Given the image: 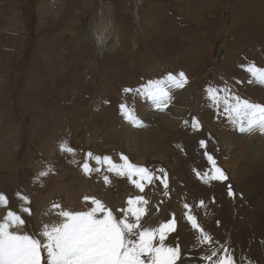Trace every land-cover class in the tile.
Listing matches in <instances>:
<instances>
[{
  "label": "rangeland",
  "instance_id": "rangeland-1",
  "mask_svg": "<svg viewBox=\"0 0 264 264\" xmlns=\"http://www.w3.org/2000/svg\"><path fill=\"white\" fill-rule=\"evenodd\" d=\"M39 3L47 11L42 21ZM110 18L116 36L107 37L100 52L94 27ZM250 64L264 68V0H0V194L8 199L7 205L0 204V220L15 211L32 233L59 222L52 206L64 209L65 201L77 195L84 210L91 206L85 196L104 198L118 215L129 198L143 196L147 203L138 205L147 211L141 217L143 227L175 219L166 244L179 243L177 264H208L201 257L211 248L197 243L199 233L187 219L192 214L180 205L184 187L204 201L200 221L223 230L211 247H219L220 239L238 264H264V180L258 176L264 162L258 157V163L252 162L259 152L264 156V134L254 131L246 137L224 113V89L264 105V85L259 86L260 96L245 97L251 90ZM151 67L153 79L183 72L193 91L180 116L165 126L160 120L153 123L159 134L135 135L126 130L139 126L124 118L120 105L141 123L156 107L145 109L141 95L138 111L137 92L123 90L145 84L144 70ZM208 87L220 90L218 105L208 97ZM127 98L133 100L131 106ZM123 140L134 142L142 160L119 147ZM62 144L74 153L61 151ZM206 151L226 180L206 184L198 178L197 171L203 175L211 167ZM122 156L152 172L151 183L142 181L143 192L127 176L109 172L103 162L109 157L120 165ZM96 157H101L99 163ZM84 163L93 169L90 174L83 171ZM244 172L256 177H242ZM165 173L167 188L161 182ZM87 182L95 189H88ZM112 196H119L121 204L110 200ZM27 206L30 215L22 211Z\"/></svg>",
  "mask_w": 264,
  "mask_h": 264
},
{
  "label": "snow or ice",
  "instance_id": "snow-or-ice-1",
  "mask_svg": "<svg viewBox=\"0 0 264 264\" xmlns=\"http://www.w3.org/2000/svg\"><path fill=\"white\" fill-rule=\"evenodd\" d=\"M247 72L251 76L249 83L264 85V68L250 64ZM186 83L187 78L183 72L168 73L163 78L148 80L135 90L125 88L123 91L125 93L136 91L162 111L173 98L172 90L181 89ZM219 91L212 87L206 89L214 105L220 102ZM223 91L228 93L224 97V113L233 126L240 133L250 134L259 131L264 134V105L241 99L228 89ZM120 110L131 124L143 126L125 104L120 105ZM185 123L187 124V121ZM192 126L198 129L199 123L193 120ZM200 146L205 148L206 142L201 140ZM60 147L61 151L74 153V150L65 144ZM204 155L211 167L203 175L197 171L198 178L206 184L226 180L225 173L217 166L213 155L207 151ZM88 156L91 157L92 153H88ZM121 159L123 163L120 165L113 163L109 157H103V162L108 164L109 172L114 171L117 175L127 176L135 187L143 192L142 181L151 183L152 172L146 167L130 163L127 157L122 156ZM96 160L99 163L101 157H96ZM82 167L85 174L93 171L88 163H84ZM160 171L163 173V169ZM46 174L40 173L41 176ZM104 181L109 182L107 176L104 177ZM161 182L167 188L166 173ZM228 195L230 197L235 195L231 186L228 188ZM22 199L27 202L26 197ZM84 200L90 201L91 206L87 210H64L58 204L53 205V209L58 210L59 222L43 224L38 231L32 233L26 230L27 222L21 214L8 211L0 220V264H177L181 259L179 243L177 242L175 246L166 244L168 234L175 231L174 218L155 228L142 226L141 217L145 209L138 205L147 203L143 196L129 198L128 207L119 210V215L114 214L112 208L106 207L102 201L94 197L85 196ZM0 204H8L4 194H0ZM200 205L203 207L204 201H200ZM184 207L188 208L189 205L185 204ZM22 211L31 214L27 207ZM187 219L191 222L192 228L199 233L197 243L207 244L211 248L209 253L201 257L202 261L208 264H238L226 245L211 247V236L204 232L194 216L188 215Z\"/></svg>",
  "mask_w": 264,
  "mask_h": 264
},
{
  "label": "bare ground",
  "instance_id": "bare-ground-1",
  "mask_svg": "<svg viewBox=\"0 0 264 264\" xmlns=\"http://www.w3.org/2000/svg\"><path fill=\"white\" fill-rule=\"evenodd\" d=\"M38 9L40 10V12H39L40 13V20L42 21V20H44V17H45L46 12H47L46 11V6H44L41 3H39L38 4ZM94 30H96L97 33L94 32L92 37H95L94 38L95 45L98 47L99 51L102 52V51H104L105 46L107 47V45H106L107 37H109L110 35H112V38H115V36H116V30H115V26H114V24L112 22V18H110V20L108 19L106 21L101 22L99 25L96 24V26L94 27ZM120 44L121 43H119V41H118L117 43H115V46H119ZM153 71H154V69L152 67L145 69L144 72L148 74V77H144V79L151 80L150 78H152V80H154L153 78H155V77H153L154 75H152L153 74ZM249 86L251 87L250 88L251 90H253L255 88H257V90H256V93H253V94L251 93V90L248 93H245L246 94L245 95L246 98L247 97L248 98H252V97H255L257 95H259V96L261 95V92L258 91L259 86H261V85H259L258 83H251ZM192 91H193V89H190L186 84L181 89H174V90H172V97L173 98H172L171 102L169 103L168 107L166 109L162 110V111L161 110H158L157 108H155L154 109V113L152 115H150L146 119V121H144V123H142V125L145 126V128L143 130L141 129V127H138L137 130H126V131H132V132L135 133V135H138L139 133H145L147 136L149 134H159V128L156 127V125L153 124V123H155L156 121L160 120L161 121V126H165L166 125V122L168 120H170L173 117L180 116L184 112V110H185L184 107L187 105V102L191 99ZM262 94H264V93L262 92ZM134 98H136V103L138 104V111H140V103H141L142 97H141V95L135 93ZM250 102H252V101H250ZM127 103H129L128 106H131L132 103H133V100L130 101L127 98ZM153 106H154L153 103L146 98V103L144 104V108L145 109H150V108H153ZM176 106H180L181 108L180 109H177ZM109 111H110V109H109ZM116 131H123V130H120L119 128H117ZM243 134L246 135V137H249L251 133L250 134L249 133H243ZM123 141L124 142L121 145H119V147L122 146L123 148L127 149V151L130 154H132L135 158H137L139 161L142 160L143 157L140 155L139 151L136 149L134 142H127L128 139H127V141H125V140H123ZM223 145H224V143H223ZM262 154H263L262 152H259L255 157H253V160L254 161H252V162L253 163H258L259 161H262V163H263L264 162V160H263L264 159V156ZM259 155H262L263 159ZM256 157H258L259 159L256 158ZM257 159H258V162H257ZM246 167H249L250 169H252L254 166L246 165ZM257 173H258V171H257ZM246 175H251L253 177H256V175H254V173H251L250 174V173H247V172H244L242 174V177L243 176H246ZM258 176L261 178V180H264V172L263 173H259ZM88 185H89V182L86 183V187L87 188H88ZM88 189H90V188H88ZM94 189L95 188L92 187L90 190H94ZM114 190L119 191V189L117 190L115 188H114ZM182 191H183V198H182V202L180 203L181 207L184 208V209H186V210H188L196 218V220L199 223L200 227L201 228L204 227L202 229L205 230L204 231L205 233L210 232L208 234L211 235V232L214 233V231H216L214 234L211 235V238L213 240L216 237V235L218 233L223 232V230H218L217 231L216 228L212 230V229H210L209 226H206L203 223V220L200 221V217H201V209L200 208H202V206L200 205V201L201 200H199L198 197H196L195 195H193L192 193H190V191L187 188L182 187ZM220 192H221V190H220ZM117 194H120V192H116V195ZM77 196H75V199H73L71 202L70 201L69 202L68 201H65V203L63 204L64 206L62 205L64 207V210H73V211H76V210H78V209H76V207H79V208L81 207V202H82L83 199L79 195H77ZM187 196H190L191 198H193L195 200V202H196L195 205H192L190 203V200H189V198ZM105 198H108V197H105ZM200 198L203 199V197H200ZM102 200H103L102 202H105V203L109 204L108 200H106L104 198ZM110 200H112V201H115L116 200L117 206L121 204L120 199H119V196H118V198L117 197L116 198L113 197ZM185 204L189 205V207L188 208H185L184 207ZM81 209L84 210L85 209V206H83L79 210H81ZM204 217L209 220V219L212 218V215H205ZM152 224L155 225V223H152ZM153 225H152V227H153ZM213 226H215V225L213 224ZM222 235L225 236L224 233H222ZM175 236H176V234H175ZM184 238H186V237H184ZM184 238H182V239H184ZM221 239H222V237H221ZM223 240H224V238H223ZM220 241L221 240L219 239V241H218L219 243L218 244L219 245H222L223 244V241L222 242H220Z\"/></svg>",
  "mask_w": 264,
  "mask_h": 264
},
{
  "label": "crops",
  "instance_id": "crops-1",
  "mask_svg": "<svg viewBox=\"0 0 264 264\" xmlns=\"http://www.w3.org/2000/svg\"><path fill=\"white\" fill-rule=\"evenodd\" d=\"M264 100V99H263Z\"/></svg>",
  "mask_w": 264,
  "mask_h": 264
}]
</instances>
